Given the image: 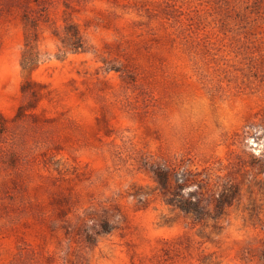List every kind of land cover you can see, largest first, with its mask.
Masks as SVG:
<instances>
[{
	"label": "rangeland",
	"instance_id": "374dc122",
	"mask_svg": "<svg viewBox=\"0 0 264 264\" xmlns=\"http://www.w3.org/2000/svg\"><path fill=\"white\" fill-rule=\"evenodd\" d=\"M0 264H264V0H0Z\"/></svg>",
	"mask_w": 264,
	"mask_h": 264
},
{
	"label": "trees",
	"instance_id": "16d2710c",
	"mask_svg": "<svg viewBox=\"0 0 264 264\" xmlns=\"http://www.w3.org/2000/svg\"><path fill=\"white\" fill-rule=\"evenodd\" d=\"M26 48L22 51L21 56V65L22 68L30 71L34 69L38 64V52L34 48V45L31 43V40L28 38L26 41Z\"/></svg>",
	"mask_w": 264,
	"mask_h": 264
}]
</instances>
